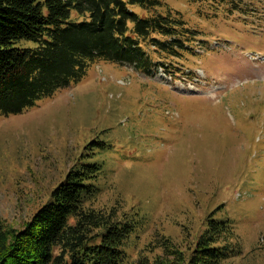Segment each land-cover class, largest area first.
I'll return each mask as SVG.
<instances>
[{"label": "rangeland", "instance_id": "1", "mask_svg": "<svg viewBox=\"0 0 264 264\" xmlns=\"http://www.w3.org/2000/svg\"><path fill=\"white\" fill-rule=\"evenodd\" d=\"M166 1L197 30L172 76L97 61L36 107L0 114V234L21 229L87 155L102 172L85 204L135 222L129 261H155L164 242L185 255L214 217L233 226L221 264H264V0Z\"/></svg>", "mask_w": 264, "mask_h": 264}, {"label": "trees", "instance_id": "2", "mask_svg": "<svg viewBox=\"0 0 264 264\" xmlns=\"http://www.w3.org/2000/svg\"><path fill=\"white\" fill-rule=\"evenodd\" d=\"M201 1L207 0H188L187 5ZM236 1L212 0V5L235 8ZM181 10L166 0H0V114L20 115L36 107L80 82L97 61L129 65L148 78L168 72L172 76L177 58L193 49L197 33ZM171 65L175 66L167 69ZM89 146L90 152L103 149L105 140ZM101 172L96 158L83 156L21 229L10 238L0 234V264H221L227 260L230 250L218 243L233 226L212 217L185 255L164 242L155 261L145 256L129 261L124 246L135 222L85 204L98 196L96 179Z\"/></svg>", "mask_w": 264, "mask_h": 264}]
</instances>
